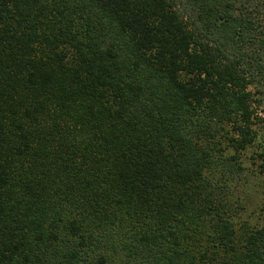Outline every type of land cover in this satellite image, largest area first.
Segmentation results:
<instances>
[{
	"label": "trees",
	"instance_id": "1",
	"mask_svg": "<svg viewBox=\"0 0 264 264\" xmlns=\"http://www.w3.org/2000/svg\"><path fill=\"white\" fill-rule=\"evenodd\" d=\"M255 3L0 0V264H264L221 186L258 137Z\"/></svg>",
	"mask_w": 264,
	"mask_h": 264
},
{
	"label": "rangeland",
	"instance_id": "2",
	"mask_svg": "<svg viewBox=\"0 0 264 264\" xmlns=\"http://www.w3.org/2000/svg\"><path fill=\"white\" fill-rule=\"evenodd\" d=\"M252 7H255L252 10L259 12L258 24L264 25V8L256 3ZM259 87L262 91L263 88ZM256 97L261 98L256 112L259 119L255 120L254 125L258 137L254 146H249L239 155V163L243 168L241 172L233 174L230 178L225 177L226 180L221 184L228 199L231 212L229 215L234 220L236 230L240 232L246 227L264 224V173L259 171L257 157V153L264 148V91L262 94L256 92Z\"/></svg>",
	"mask_w": 264,
	"mask_h": 264
}]
</instances>
